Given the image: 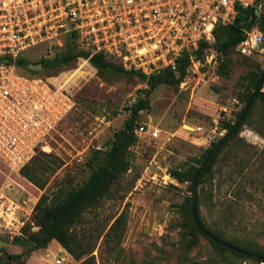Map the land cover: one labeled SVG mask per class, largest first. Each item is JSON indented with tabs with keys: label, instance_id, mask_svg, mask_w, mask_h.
Segmentation results:
<instances>
[{
	"label": "rangeland",
	"instance_id": "1",
	"mask_svg": "<svg viewBox=\"0 0 264 264\" xmlns=\"http://www.w3.org/2000/svg\"><path fill=\"white\" fill-rule=\"evenodd\" d=\"M215 42L199 58L194 56L180 85L161 84L153 91L138 124L157 128L158 136L137 132L136 127V140L126 150L129 169L114 181L111 195L88 208L72 226L75 246L90 253L77 260L60 243L34 250L35 243L25 232L21 239L0 237V257L26 253L27 262L34 255L42 264H80L86 259L87 264H264L222 251L203 234L194 233L193 220L183 207L191 198L192 182H179L171 174L173 170L191 174L199 166L228 132L226 125L238 120L262 75L264 51L248 56L232 49L223 53ZM67 43L64 38L63 44H53L49 54H62ZM49 46L34 45L23 55L41 62ZM21 71L49 78L78 101L43 150L61 160L43 187L0 161V188L7 187L13 199L27 201L22 213L30 232L39 230L36 206L43 195L48 204L59 202L60 190L79 187L104 164L115 134L130 117V106L144 96L148 85L137 76L100 70L81 58L39 73ZM198 196L207 226L229 240L241 239L243 246L255 241L264 247L263 95L198 186ZM117 219L120 222L111 230Z\"/></svg>",
	"mask_w": 264,
	"mask_h": 264
},
{
	"label": "built area",
	"instance_id": "2",
	"mask_svg": "<svg viewBox=\"0 0 264 264\" xmlns=\"http://www.w3.org/2000/svg\"><path fill=\"white\" fill-rule=\"evenodd\" d=\"M240 9H253L254 26L235 48L242 55L264 51V0H0V161L18 174L48 147V139L76 108V97L49 78L23 73L16 59L37 44L71 38L90 57L104 54L125 69L151 75L175 69L215 29L232 24ZM90 57L81 58L90 62ZM91 63V62H90ZM188 127L200 132L202 126ZM136 131L158 136L140 123ZM0 188V237L25 236L27 201Z\"/></svg>",
	"mask_w": 264,
	"mask_h": 264
},
{
	"label": "trees",
	"instance_id": "3",
	"mask_svg": "<svg viewBox=\"0 0 264 264\" xmlns=\"http://www.w3.org/2000/svg\"><path fill=\"white\" fill-rule=\"evenodd\" d=\"M256 20L257 15L253 9H240L235 21L232 24L221 25L215 29L216 42L214 47L223 53H226L231 49L235 50L236 46L246 37V31L250 30L254 26ZM67 39V47L62 54L56 55L51 60L43 59L41 61L45 70L69 65L77 59L90 57V53L88 51L78 50L73 40L71 38ZM210 47H212L210 43L201 41L197 50H195L193 53L185 52L178 59L175 69L169 67L151 75H145L134 70L125 69L121 64L109 60L104 54H97L90 57V62L95 68L107 70L113 74L121 76H137L147 83L148 87L143 91L144 96L139 97L130 106V117L125 122L124 128L115 134V139L111 142L109 148L106 151L104 164L93 170L90 177L79 187L71 188L67 192L60 190L57 195V198L60 200L59 202L57 201L56 203L48 204L46 195H43L40 198L36 206L35 215V225L39 227V230L29 232V226L24 228V231L28 233L29 239L35 243L34 250L42 249L43 247H46L48 243L52 242L53 240H57L61 246L68 250L77 260H81L86 254L90 253V249L82 246L80 249H78L75 246L74 237L71 231L72 226L82 220L84 213L88 208L97 206L103 199L110 196L113 191V185L115 183L114 181L129 169V163L126 161V150L136 140L135 129L139 125L138 121L140 113L142 110L149 107L150 95L153 93V91L161 84H167L170 86L180 85L186 78L188 68L192 63L194 56L199 58L204 53V51ZM7 59L12 61L8 56H0V62ZM28 62L29 60L23 56L16 59V64L20 69L31 71L32 73H39V71L35 72L28 69ZM251 95L248 97L247 102ZM260 95L264 96V92L261 91L258 94L256 100ZM254 103L250 107L244 123L248 119ZM241 113L242 111L238 113V119ZM236 122L228 123L225 129L230 131ZM239 131L240 129L237 131V133H239ZM226 144L202 172L199 179V185L203 182L204 177L211 173L212 167L217 162V159ZM209 152L210 150L205 153L203 158L199 161V166L194 167L191 174L179 170H173L171 172L172 176L179 182H192L195 172L204 163ZM60 166L61 160L59 158L54 157L52 154L46 153L45 151H40L34 157V159L21 170V174L38 187H43L44 182L46 181L45 179L54 173ZM197 204L201 220L209 231L237 246L264 256V247L259 243L255 241H249L247 245L243 246L241 245V239L237 238L235 241L229 240L207 226L203 220V217L201 216L199 196ZM183 207L187 212H189V215L193 220V232L206 236L197 227L194 221L191 207V198L186 199ZM119 222L120 219H117V221L111 226V230H113ZM21 238L22 237H16V239ZM208 239L222 251L230 252L240 258L264 262L262 260L240 254L216 243L210 238ZM27 255L29 254L6 253L4 256L0 257V264H26L27 261L25 256ZM88 261H90V259H86L80 264H87Z\"/></svg>",
	"mask_w": 264,
	"mask_h": 264
},
{
	"label": "water",
	"instance_id": "4",
	"mask_svg": "<svg viewBox=\"0 0 264 264\" xmlns=\"http://www.w3.org/2000/svg\"><path fill=\"white\" fill-rule=\"evenodd\" d=\"M263 29H264V13H263ZM27 68L32 70V71H42L44 69V65L42 62H31L29 61L27 63ZM264 88V68L262 71V75L260 77V80L256 86V88L254 89L251 97L249 98L248 102L246 103V105L244 106L242 113L238 119V121L236 122V124L234 125V127L228 131L223 137L222 139L210 150L207 158L205 159L204 163L198 168V170L195 172L193 180H192V190H191V207H192V213H193V218L194 221L197 225V227L211 240L215 241L216 243L229 248L233 251H236L240 254H243L245 256L251 257V258H255V259H259L264 261V256L253 252V251H249L246 250L240 246H237L233 243H231L230 241L220 238L218 236H216L214 233H212L211 231H209L205 225L203 224L201 217L199 215L198 212V186H199V179L200 176L202 174V172L205 170V168L211 163V161L214 159V157L218 154V152L222 149V147L237 133V131L241 128V126L244 124L246 115L250 109V107L252 106V104L254 103V101L256 100L258 94L263 91Z\"/></svg>",
	"mask_w": 264,
	"mask_h": 264
},
{
	"label": "crops",
	"instance_id": "5",
	"mask_svg": "<svg viewBox=\"0 0 264 264\" xmlns=\"http://www.w3.org/2000/svg\"><path fill=\"white\" fill-rule=\"evenodd\" d=\"M50 243H55V244H59V242L57 240H53ZM37 251H35L36 253ZM31 260H35L34 264H42L40 261L34 259V255L30 256V258L28 259V262L26 264H30ZM32 264V263H31Z\"/></svg>",
	"mask_w": 264,
	"mask_h": 264
}]
</instances>
